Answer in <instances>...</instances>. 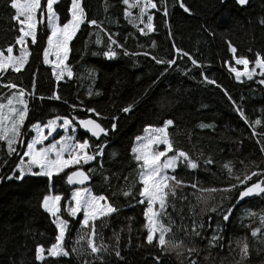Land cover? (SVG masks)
I'll return each instance as SVG.
<instances>
[{"label":"trees","instance_id":"obj_1","mask_svg":"<svg viewBox=\"0 0 264 264\" xmlns=\"http://www.w3.org/2000/svg\"><path fill=\"white\" fill-rule=\"evenodd\" d=\"M81 2L86 22L71 44L67 63L74 75L70 80L56 83L51 69L43 63L49 35L47 0H41L45 20L38 25L37 43L27 40L28 63L21 72L0 73V85H17L15 89L0 87V102L23 89L29 109L21 129L24 143L16 144V152L9 156L6 142L0 141V264H264V225L260 219L264 215V195L237 203L240 190L264 181V84L259 83L264 76L237 82L229 71L233 64L229 44L236 49L234 56L247 58L249 64L255 63L257 54L264 56V0H248L245 6L235 0H183L190 14L179 6L180 0H153L157 9L149 14L153 15L155 31L147 35L139 31L144 24L139 20L130 23V18L125 17L126 9L132 17H138V10L128 9L123 0ZM53 7L61 25L70 19L71 0H58ZM165 7L167 16L163 15ZM13 15L15 10L9 0H0V50L6 52L11 46L15 54L20 24L12 19ZM92 19L99 27L87 22ZM143 19L146 21V16ZM97 34L103 41L100 45L95 42ZM109 34L123 45H113L117 52L113 59L102 54L110 43ZM176 48L187 52L197 65L187 56H177ZM124 51L129 54L124 55ZM153 57L176 63L168 68ZM204 76L221 87L207 84ZM54 93L61 99H51ZM129 105H133L132 110L124 113L122 109ZM87 108L96 109L101 116ZM241 111L247 119L241 117ZM58 115L94 118L109 130L107 137L91 139L93 144L106 145L103 156L82 167L90 177L86 187L94 195L105 196L118 209L96 221L98 229L101 224L106 225L100 229L103 239L95 240L97 247L103 246L98 254H92L86 242L76 243L81 231L77 221L82 218H73L65 210V205L71 203L72 190L66 182L67 174L76 168L55 175L51 182L47 177L34 175L15 178L16 165L33 137L32 126L37 122L46 124ZM112 117H118L115 131ZM166 120L173 121L168 132L174 147L187 152L198 167L190 169L181 163L174 173L170 172L182 183L175 196L168 198L164 222L167 224V217H171L172 232L167 238L182 241L183 246L161 252L156 240L152 244L146 240L147 205L139 203L142 185L132 148L136 137L145 133V127H162ZM202 124L209 127H201ZM76 137L81 141L88 138L78 129ZM208 159L213 163L205 164ZM225 165L232 168L231 177ZM245 175L252 179L240 184L236 177L243 180ZM9 176L14 178L8 179ZM231 184L238 185L235 192L212 191ZM129 189L133 195L124 196L123 192ZM50 193L62 197L60 214L69 221L63 246L69 255L39 262L35 259L36 247H43L47 256V249L56 242V227L42 207L43 197ZM229 196L231 200L226 199ZM229 207L233 212L230 220L224 222L219 212ZM211 208L218 211L211 212ZM250 212L255 215L250 216ZM209 217L212 229L217 224L223 229L219 233L222 239L215 247L208 242L212 235L208 230ZM194 221L205 225L202 237L190 234ZM257 228L261 231L253 237L251 232ZM245 240L249 254L242 259L240 246ZM188 248L196 251L189 255Z\"/></svg>","mask_w":264,"mask_h":264},{"label":"snow or ice","instance_id":"obj_2","mask_svg":"<svg viewBox=\"0 0 264 264\" xmlns=\"http://www.w3.org/2000/svg\"><path fill=\"white\" fill-rule=\"evenodd\" d=\"M58 3V0H47L46 12H47V26L50 29L51 34L47 37V47L43 50V63L45 65H52L53 75L57 81H60L65 77V75L71 79L74 75L72 68L69 66L67 61L69 60L70 53L72 51V41L76 38L77 33L80 31L81 26L86 22L85 9L82 7L81 0H71V7L69 8L70 19L66 22H59V16L56 11H54V5ZM123 3L128 6V9L139 8V16L132 17L129 10H125V17L130 18L129 22L135 24L137 20L141 24H144L143 28L139 31L142 35H147L155 31L153 25V15L149 14V9H157V4L153 0H123ZM237 3L244 5L247 0H237ZM9 6L15 10V15L12 19L16 20L20 24L19 32L20 35L16 38V44L20 45L19 55L13 54V47L9 46L5 50H0V73H6L9 69L13 72H21L24 66L29 61L30 51L27 47V39L30 38L32 44L37 43V28L40 23L45 20V10L42 7L41 0H9ZM184 12L190 14V9L180 0L179 5ZM163 15L167 16V8L163 12ZM39 16V18H38ZM146 16V21L143 17ZM24 17V19H20ZM90 25L97 26L98 22L95 19L87 21ZM108 39L110 43L107 46V50L103 51V56L107 59H113L116 57L117 52L114 50L113 45L116 47L123 48L117 40L113 39L109 34ZM96 44H102V40L97 34ZM153 47L155 44L153 43ZM175 48V45H173ZM230 50L235 53L236 49L229 44ZM124 55H128L127 51H124ZM177 56H187L189 60L192 61L193 65H197V61L193 59L187 52L182 49L176 48ZM144 55H148L144 53ZM54 57V59H50ZM153 59H156L153 57ZM235 63L237 65H243L244 70H237L235 67H229V71L235 74L237 81H241L242 76H246L247 79L251 80L259 69V75L264 76V56L257 54L255 59V66L249 69L250 61L245 57L236 58ZM156 63H165L168 68H171L176 61L175 60H160L156 59ZM203 75V74H202ZM204 82L207 84H214L216 87H221L213 79H209L204 76ZM259 83L264 84V79H261ZM0 87H5L9 89L17 88L14 83H8L0 85ZM98 94V93H97ZM25 91L19 89L17 92H13L8 98L7 103H0V141H4L7 144L8 155L11 156L16 152V144L24 143L21 137L24 133L21 129L24 126L25 120L28 116V101L25 98ZM89 95H92L89 92ZM225 95L231 100V96L225 90ZM51 99L60 100L61 97L54 93ZM66 102V101H65ZM82 103V102H81ZM73 108L76 106L73 105ZM133 105L126 106L122 109L124 113H129L132 110ZM8 109L7 115L5 114V109ZM88 112L95 113L96 116H101V114L94 108H87ZM238 111L239 108H237ZM241 117H244V113L241 111ZM9 123L6 124L5 121ZM62 123L58 124V121ZM114 121L112 123V131H115L117 124L115 121L118 117H112ZM257 124L260 123L259 120L256 121ZM173 124L172 120H166L162 127L152 128L150 126L145 127V136L136 137V145L132 148V153L137 162V167L139 169V184L142 187L139 188V203L147 204L144 210V218L146 220L147 236L146 240L149 244H152L154 238L158 235V245L161 252L176 251L178 248L183 246V242H177L174 239L169 240L167 237L172 232V221L171 217H167L168 223L164 222L167 216L166 208L168 206V198L170 195L175 196L177 186L181 185V181L177 179L175 175H170L169 171L175 172L181 163H185L186 167L190 169H196L198 167V162L191 159L189 154L183 150L176 149L174 147L173 141L170 139L168 127ZM77 127L83 129L86 133L90 134L88 138L82 141L76 137ZM201 127H209V125H201ZM35 130L36 135L32 137L30 141L27 142L26 150L23 152V156L20 157V163L16 165V171H18V176L16 179H23L26 174L34 176L47 177L51 182L55 175H60L73 166H78L75 171L67 174V183L69 185H83L85 181L89 180V175L82 170L83 165L88 164L90 161H94L97 157H102L104 154V149L106 145L104 143L93 144L91 138L95 137L97 141L101 140L102 135L107 137L109 130L102 126L101 123L97 122L96 119H78L72 116L71 119L68 117L56 116L55 118L49 119L46 124L41 125L37 122L32 126ZM57 128H63L65 133L69 135L62 136L59 140H54L53 143L43 146L44 141L52 136L56 132ZM45 129L47 133L45 134ZM37 145H42L37 147ZM163 145L164 150H158L159 146ZM264 150V149H262ZM169 153H173L169 155ZM24 157H27V162H25ZM163 158V159H162ZM213 161L208 159L205 164H211ZM102 167V165H101ZM228 168L229 176H232V168L229 165H225ZM39 169V171H33V169ZM89 171H92L89 169ZM258 173H252V176H256ZM252 176L245 175L243 180L236 177L240 184H245L246 181L252 179ZM14 177L9 176L8 179H13ZM108 180V177H104ZM127 179V178H125ZM195 187V185H192ZM135 185H133V188ZM238 189L237 184H231L230 187L217 190L212 189V191H223L225 193L235 192ZM124 196L133 195L132 189L123 192ZM264 195V181H258L253 183L251 186H245L243 190L238 192L237 203L243 201L245 198L253 196ZM226 199L231 200L232 197H226ZM62 197L60 195H45L43 197L42 207L45 212L53 217V223L55 224L57 235L55 237V243H53L48 249L47 254L50 257H66L69 252L65 250L63 242L65 240V235L69 231V221L62 218L60 201ZM72 203L65 205V210L68 215L76 218L78 213H83V219L77 222L81 226V231L78 234L76 243L86 242L87 248L91 250L92 254H98L101 247H97L95 240L97 237L103 239L102 229L105 224H101L100 229L97 228L96 221L101 217H108L111 214L118 211L105 196L94 195L92 191L88 188H80L72 192L71 196ZM159 205L157 210H154V206ZM211 212H217V208H211ZM233 208L229 207L223 212H219L222 216L224 222L230 220ZM249 215H255V213L250 212ZM261 224L264 225V215H261ZM89 229L90 231H84ZM205 230V225L203 223H196L195 221L191 227V235L196 237H202V232ZM208 230L212 231L211 238L209 239L210 246H217V242L222 239L219 235L223 231L220 224L216 225L215 229L211 226V217H209ZM261 229H253L251 235L256 237ZM238 246H240L238 244ZM73 252L77 249L73 247ZM189 255L195 252V248L187 249ZM45 250L41 246H37L35 250V259L37 261H44ZM241 258L244 259L249 254V246L245 240L243 245L240 246ZM178 256L181 255L180 252L176 253ZM116 255L119 257L120 253L117 251ZM157 260L159 258L157 257ZM192 264H196V261H192Z\"/></svg>","mask_w":264,"mask_h":264},{"label":"rangeland","instance_id":"obj_3","mask_svg":"<svg viewBox=\"0 0 264 264\" xmlns=\"http://www.w3.org/2000/svg\"><path fill=\"white\" fill-rule=\"evenodd\" d=\"M133 9V8H132ZM136 10H138V16H139V8H135ZM151 10H153V9H149L148 11H151ZM131 12V11H130ZM20 19H24V17H21ZM46 22H47V19H46ZM49 29V28H48ZM51 34V32H50V29H49V35ZM27 40H31L30 38H28ZM20 45H17V53H13L14 55H19V51H20ZM230 52H231V55L232 56H234V53L230 50ZM5 54H6V52H5ZM50 59H54V57H50ZM45 65V64H44ZM46 66H48L50 69H51V71H52V74H53V67H52V65H46ZM255 66V63L254 64H249V69H251L252 67H254ZM231 67H235L237 70H240V71H243L244 70V66L243 65H237L236 63H235V59H233V64L231 65ZM9 70H11V69H9ZM259 69H257L256 70V73L257 74H255L254 76H253V78L251 79V80H253V79H255V78H258V77H260L261 75H259ZM232 73V72H231ZM233 74V76L235 77V74L234 73H232ZM53 77H54V75H53ZM54 79H55V77H54ZM68 80H70L66 75H65V77L63 78V79H61L60 81H57L56 79H55V81H56V83H60V82H65V81H68ZM235 80H236V78H235ZM237 81V80H236ZM244 81H250L249 79H247V77L246 76H242L241 77V81H237V82H244ZM14 92H17V91H14ZM26 94V93H25ZM10 96V95H9ZM8 96V97H9ZM8 97H6L2 102H0V103H4V104H6L7 103V98ZM25 98L27 99L28 98V96L27 95H25ZM7 113H8V109L6 108L5 109V114L7 115ZM5 123L6 124H8L9 122L6 120L5 121ZM58 124H60V123H62V120L61 121H58L57 122ZM31 131H32V133H33V136H35L36 135V132H35V130H33V128L31 129ZM47 133V129H45V134ZM69 134H71L70 133V130H69V132L68 133H65V131H64V129L63 128H57V130H56V132H54L53 134H52V136H49L48 137V139L47 140H45L44 141V144H43V146H47L48 144H50V143H53L54 142V140H59L62 136H65V135H69ZM146 135V133H144L142 136H145ZM32 139V138H31ZM30 139V140H31ZM29 140V141H30ZM136 143H137V141L135 140V142H134V146L136 145ZM42 145H37V147L39 148V147H41ZM26 150V149H25ZM158 150H160V151H163L164 150V146L163 145H160L159 146V148H158ZM27 157H24V160H25V162H27ZM163 159V158H162ZM20 163V162H19ZM78 166H73V167H70V168H77ZM69 169V168H68ZM65 170H67V169H65ZM15 171H16V169H15ZM33 171H39V169H33ZM17 173H18V171H16ZM170 172H171V170L169 171V174H170ZM19 174V173H18ZM25 176H30V175H28V174H26ZM247 185V184H246ZM251 186V185H250ZM85 188V187H84ZM86 188H88V187H86ZM80 189V188H79ZM89 189V188H88ZM76 190H78V189H73V190H71V193H70V200H71V196H72V192L73 191H76ZM49 195H52L51 193L49 194ZM71 203H72V201H71ZM147 205V204H146ZM159 208V205H155L154 206V210H157ZM81 216V218L83 219V213L81 212V213H78V215H77V217L78 216ZM76 217V218H77ZM51 218H52V220H53V217L51 216ZM81 219V220H82ZM147 223V222H146ZM55 225V224H54ZM58 234V233H57ZM154 240H156V242L158 243V235H157V237H155L154 238ZM50 256H48V254H47V256H45V259L46 258H49ZM39 262H41V261H39Z\"/></svg>","mask_w":264,"mask_h":264},{"label":"water","instance_id":"obj_4","mask_svg":"<svg viewBox=\"0 0 264 264\" xmlns=\"http://www.w3.org/2000/svg\"><path fill=\"white\" fill-rule=\"evenodd\" d=\"M236 2H237V0H235ZM248 1V0H247ZM238 4V3H237ZM247 4V3H246ZM246 4H244V5H240V4H238V5H240V6H245ZM90 118V117H89ZM88 119V118H87ZM92 119H94V118H92ZM97 122H98V120H97ZM77 129L78 130H80L83 134H85V135H87L88 137H89V135L90 134H88V133H86L83 129H81V128H79V127H77ZM103 136V135H102ZM91 139H93V140H96V138L95 137H92ZM88 183H89V181L87 180V181H85V183L83 184V185H78V184H74V185H69L68 183H67V185L69 186V188L70 189H79V188H84V187H86V186H88ZM248 198H250V197H248Z\"/></svg>","mask_w":264,"mask_h":264},{"label":"bare ground","instance_id":"obj_5","mask_svg":"<svg viewBox=\"0 0 264 264\" xmlns=\"http://www.w3.org/2000/svg\"><path fill=\"white\" fill-rule=\"evenodd\" d=\"M4 74V73H3Z\"/></svg>","mask_w":264,"mask_h":264},{"label":"crops","instance_id":"obj_6","mask_svg":"<svg viewBox=\"0 0 264 264\" xmlns=\"http://www.w3.org/2000/svg\"><path fill=\"white\" fill-rule=\"evenodd\" d=\"M134 147V146H133Z\"/></svg>","mask_w":264,"mask_h":264}]
</instances>
